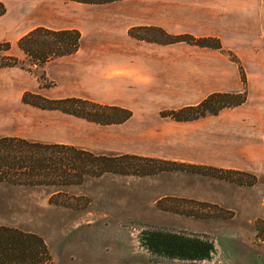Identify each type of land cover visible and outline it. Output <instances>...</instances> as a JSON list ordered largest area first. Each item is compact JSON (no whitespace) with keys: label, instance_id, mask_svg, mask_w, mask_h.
Masks as SVG:
<instances>
[{"label":"crops","instance_id":"crops-1","mask_svg":"<svg viewBox=\"0 0 264 264\" xmlns=\"http://www.w3.org/2000/svg\"><path fill=\"white\" fill-rule=\"evenodd\" d=\"M0 2L5 6L0 14V41H9L7 52L19 59L26 53L18 41L34 27L77 28L81 34L75 52L46 62L48 84L20 65L0 67V135L76 146L98 144L94 130L102 126L115 130L139 113L195 104L210 93L241 87L237 68L230 75L231 64L218 48L137 38L129 34L133 26L155 25L170 33L217 36L223 47L236 46L238 54L263 56L254 69L264 71V0ZM186 52L195 56H180ZM247 82L253 89L245 100L236 108L220 110L223 126L228 133L238 134V144L236 156L217 164L237 167L259 180L264 175V72L260 79L247 78ZM25 91L50 98H87L120 105L132 113L122 122L100 124L61 109L24 102Z\"/></svg>","mask_w":264,"mask_h":264},{"label":"rangeland","instance_id":"rangeland-1","mask_svg":"<svg viewBox=\"0 0 264 264\" xmlns=\"http://www.w3.org/2000/svg\"><path fill=\"white\" fill-rule=\"evenodd\" d=\"M217 38L220 46L209 47L227 57L230 75L236 68L239 79L241 69L245 75L225 100L240 91L244 101L253 89L247 78L262 77L264 71L254 65L263 56L238 54L236 46L223 47ZM168 43L173 42L163 44ZM170 109L139 113L115 130L102 126L94 130L98 144H76L96 152L183 161L197 170L106 172L65 186L0 181V225L40 234L50 253L43 264H264V175L257 180L237 167L217 164L236 156L238 144V134L223 126L221 108L193 120L175 119L167 114ZM146 232L204 241L208 249L198 256L153 251L143 243Z\"/></svg>","mask_w":264,"mask_h":264},{"label":"trees","instance_id":"trees-1","mask_svg":"<svg viewBox=\"0 0 264 264\" xmlns=\"http://www.w3.org/2000/svg\"><path fill=\"white\" fill-rule=\"evenodd\" d=\"M4 12L5 6L0 2V14ZM141 29L144 31L139 32ZM128 31L137 38L161 43L185 40L200 45L220 46L217 37H194L185 32L170 33L155 25L133 26ZM80 36L77 28L34 27L18 41L26 53L24 59L7 52L10 48L9 41H0V67L20 65L35 73L41 70L40 78L45 79L46 62L75 52L80 44ZM241 79L245 81L242 69ZM231 94L213 92L195 104L170 109L167 114L178 120H190L208 113H217L223 106L238 104L244 99L243 94L237 92L233 95L237 96L234 100L226 101L225 98ZM23 100L43 108L61 109L100 124L122 122L132 113L129 108L120 105L77 96L50 98L39 92L25 91ZM197 167L199 168L196 164L183 161L129 152H96L73 144L34 140L18 135H0V181L13 184L65 186L106 172L141 175L176 168L197 170ZM49 259L47 244L40 234L17 226L0 225V264H43L44 260Z\"/></svg>","mask_w":264,"mask_h":264},{"label":"flooded vegetation","instance_id":"flooded-vegetation-1","mask_svg":"<svg viewBox=\"0 0 264 264\" xmlns=\"http://www.w3.org/2000/svg\"><path fill=\"white\" fill-rule=\"evenodd\" d=\"M143 243L153 251L165 253L196 254L207 251L208 245L204 241L183 238L174 234L162 232H146L141 235Z\"/></svg>","mask_w":264,"mask_h":264}]
</instances>
